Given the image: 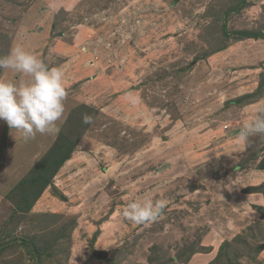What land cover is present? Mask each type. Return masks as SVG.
<instances>
[{"label": "rangeland", "instance_id": "rangeland-1", "mask_svg": "<svg viewBox=\"0 0 264 264\" xmlns=\"http://www.w3.org/2000/svg\"><path fill=\"white\" fill-rule=\"evenodd\" d=\"M17 45L67 97L57 133L0 120V264H264V205L242 201L264 191V134L234 133L264 109V0H0V56ZM56 142L68 157L25 210L13 189ZM145 199L163 214L128 221Z\"/></svg>", "mask_w": 264, "mask_h": 264}, {"label": "clouds", "instance_id": "clouds-1", "mask_svg": "<svg viewBox=\"0 0 264 264\" xmlns=\"http://www.w3.org/2000/svg\"><path fill=\"white\" fill-rule=\"evenodd\" d=\"M0 71L25 77L21 82L0 79V120L18 131L24 140L34 138L37 133H57V121L63 117L67 97L62 69L49 67L37 53L17 45L7 55L0 56ZM82 121L91 124L93 118L85 114ZM256 134H264V109L243 125L239 137L247 142ZM166 203L154 199L132 200L122 214L132 223L145 224L161 216Z\"/></svg>", "mask_w": 264, "mask_h": 264}, {"label": "trees", "instance_id": "trees-1", "mask_svg": "<svg viewBox=\"0 0 264 264\" xmlns=\"http://www.w3.org/2000/svg\"><path fill=\"white\" fill-rule=\"evenodd\" d=\"M225 27H222V31ZM224 32V31H223ZM225 34V32H224ZM62 149L56 142L50 150L43 156L41 159L39 158L37 160V163L32 167L30 172L27 173V175L21 180L20 183H18L13 190L19 191L21 193V197L19 200L23 201V208L25 210L29 209V206H27V202L30 201V206L32 203H34L35 200L38 199V196L41 191H43L47 186H49L50 177L55 175V173L59 170V168L62 166V164L66 161L67 157L63 156L64 152L61 151ZM67 154V153H66ZM48 166V169L50 170L49 176L48 174H45L46 165ZM239 166H237L238 168ZM263 167V165L257 166ZM36 177L37 181H39L36 184L37 190H34L31 193H27V189L25 187L28 186L29 180L31 178ZM12 190V191H13ZM259 188L255 189V192H258ZM29 192V191H28Z\"/></svg>", "mask_w": 264, "mask_h": 264}, {"label": "crops", "instance_id": "crops-1", "mask_svg": "<svg viewBox=\"0 0 264 264\" xmlns=\"http://www.w3.org/2000/svg\"><path fill=\"white\" fill-rule=\"evenodd\" d=\"M263 143H264V141H263ZM262 154H264V149L262 150L260 155L258 154V157L257 156L255 157L256 160H254V161L256 164L255 167H256L257 171H254V172H259L260 170H261L260 172H264V156H262ZM260 165H263V167L258 168L257 166H260ZM248 173L249 172L245 168H243L242 171L239 172V174H240L239 178L244 180V181H242L243 183H245V179H247V178L250 179ZM258 175H259L258 176L259 179H262L264 177V174H258ZM259 179H258L259 182H257V184H256L257 186H259L262 183V181H264V180L260 181ZM251 182L252 181L250 180V183ZM242 197H243L242 201L245 203H247L248 201L250 203H252V201H257L258 205H264V191H260L258 193L254 192V191H251L248 193L245 192L244 194H242Z\"/></svg>", "mask_w": 264, "mask_h": 264}, {"label": "water", "instance_id": "water-1", "mask_svg": "<svg viewBox=\"0 0 264 264\" xmlns=\"http://www.w3.org/2000/svg\"><path fill=\"white\" fill-rule=\"evenodd\" d=\"M240 131L237 130V132L234 133H238L239 134ZM97 258H101V259H106L107 255L104 252H96L94 254Z\"/></svg>", "mask_w": 264, "mask_h": 264}]
</instances>
